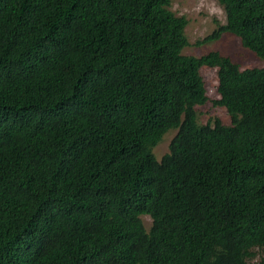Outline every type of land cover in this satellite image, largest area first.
<instances>
[{
	"label": "trees",
	"instance_id": "trees-1",
	"mask_svg": "<svg viewBox=\"0 0 264 264\" xmlns=\"http://www.w3.org/2000/svg\"><path fill=\"white\" fill-rule=\"evenodd\" d=\"M215 1L224 24L200 43L228 33L264 63V0ZM170 2L0 0V264H246L264 247V66L182 55ZM202 67L227 126L195 122Z\"/></svg>",
	"mask_w": 264,
	"mask_h": 264
},
{
	"label": "rangeland",
	"instance_id": "rangeland-1",
	"mask_svg": "<svg viewBox=\"0 0 264 264\" xmlns=\"http://www.w3.org/2000/svg\"><path fill=\"white\" fill-rule=\"evenodd\" d=\"M169 11L178 17L186 20L183 34L187 41V46L182 49L184 56L199 57L208 52L214 51L227 57L239 69L261 68L264 66L262 60L256 58L250 51L241 47L238 39L228 33H223L215 41L200 43L209 36L217 25L224 24V14L221 7L215 0H171ZM199 42L200 44H196ZM199 75L202 79L206 102L201 106H195V122L199 125H212L214 120L222 125H229L230 119L224 108L214 104L218 100L216 92V69L201 68ZM176 130L167 131L160 141L152 148L151 153L156 161L167 153L168 145ZM143 228L147 231L150 227V220L147 216H140ZM264 256L263 248L251 249V257L246 260V264H256Z\"/></svg>",
	"mask_w": 264,
	"mask_h": 264
}]
</instances>
